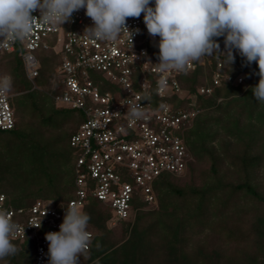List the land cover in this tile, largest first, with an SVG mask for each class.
I'll use <instances>...</instances> for the list:
<instances>
[{
    "label": "trees",
    "instance_id": "16d2710c",
    "mask_svg": "<svg viewBox=\"0 0 264 264\" xmlns=\"http://www.w3.org/2000/svg\"><path fill=\"white\" fill-rule=\"evenodd\" d=\"M218 42L223 50V37ZM35 54V87L25 75L17 50L0 56V76L11 80L7 91L28 95L27 113L13 107L14 126L0 130V173L12 156L32 151L34 160L44 161L48 172L57 168L61 188L35 197L3 191L0 183L6 202L11 204L10 198H15L14 206H28L37 199L66 202L75 196L76 157L62 147L67 142L74 148L70 136L84 115L80 109L58 105L54 99L60 83L56 68L61 53L39 48ZM234 55L231 65L223 57L204 56L192 69L179 74L184 94H172L167 100L173 110L196 111L177 131L190 158L183 173L165 172L152 181L155 203L147 204L141 195L132 194L130 216L118 220L117 238L107 226L111 209L87 192L82 210L90 215L87 230L91 244L82 252L86 253L83 264H248L246 256L252 257L249 264H264V103L256 101L252 92L259 82V68L256 62L248 65L235 50ZM219 61L222 66L217 68ZM216 71L220 73L218 84L212 82ZM12 143L19 150L14 154ZM205 158L209 163L201 183L176 184V179L193 173L195 162ZM69 167L73 174L71 190L64 182ZM176 196L184 201L177 203L173 200ZM11 241L19 251L4 260L32 264V241Z\"/></svg>",
    "mask_w": 264,
    "mask_h": 264
},
{
    "label": "built area",
    "instance_id": "2783aa9c",
    "mask_svg": "<svg viewBox=\"0 0 264 264\" xmlns=\"http://www.w3.org/2000/svg\"><path fill=\"white\" fill-rule=\"evenodd\" d=\"M33 15L39 16V12ZM92 23L81 9L73 13L70 22L44 25L37 21L28 38L0 44V56L17 50L32 87L38 74L35 51L41 48L61 53L56 73L63 87L54 99L58 105L80 109L84 115L69 140L79 149L73 198L56 203L37 199L28 206H13L0 192V210H5L17 226L10 239L32 241V264H47L45 234L59 231L70 206L82 210L88 191L111 209L113 222L124 220L130 216L133 193L141 195L147 204L155 203L152 181L165 172L183 173L190 158L177 131L196 111L173 110L167 100L172 94L183 96L178 82L182 72L158 67L159 37L149 36L143 13L139 18H127L130 30L139 29L132 41L126 31L114 42L96 40L85 32ZM49 34L55 37L52 45L46 42ZM194 65L195 61L191 62L186 71ZM221 66L219 61L217 68ZM240 80L241 76L237 78ZM212 82H220L219 72H214ZM203 90L209 92L200 88ZM9 97L7 90H0V130L12 128L16 120ZM130 104H139L144 115L130 118Z\"/></svg>",
    "mask_w": 264,
    "mask_h": 264
},
{
    "label": "clouds",
    "instance_id": "9594fccd",
    "mask_svg": "<svg viewBox=\"0 0 264 264\" xmlns=\"http://www.w3.org/2000/svg\"><path fill=\"white\" fill-rule=\"evenodd\" d=\"M81 9L93 22L85 32L96 40L113 42L123 31L132 41L139 29L130 30L127 18L143 13L149 36L159 37L157 65L162 71L186 72L191 62L213 55L231 65L235 50L248 65L258 64L260 78L252 92L256 101L264 103V0H154V5L152 0H0V44L28 38L37 21L44 25L70 22ZM10 86V77L0 78V90ZM128 115L139 119L144 113L139 104H130ZM89 221L90 215L75 205L65 210L59 231L45 234L47 264H79L80 254L91 244ZM16 227L10 215L0 210V259L18 253L10 239Z\"/></svg>",
    "mask_w": 264,
    "mask_h": 264
},
{
    "label": "rangeland",
    "instance_id": "374dc122",
    "mask_svg": "<svg viewBox=\"0 0 264 264\" xmlns=\"http://www.w3.org/2000/svg\"><path fill=\"white\" fill-rule=\"evenodd\" d=\"M66 29V27H64ZM54 35L49 34L46 38V42L49 45H52L54 42ZM243 76V74H241ZM35 82L39 85L40 81L35 80ZM31 84V83H30ZM32 85V84H31ZM63 85L61 83L57 84L55 87V91L59 92L62 89ZM29 88V87H27ZM9 103L11 107L18 109L19 111L27 113L28 111V95H17L14 93H10L9 97ZM65 148L71 156L77 157L79 154L78 148H70L68 146V143L65 142L63 144L62 149ZM19 151L18 146L15 145V143L11 144V153L14 154V152ZM12 160H8L3 168V171L0 177H2L0 183L1 188L3 191H8L13 194H22V193H28L35 197H43L46 195H49L50 193H56L61 188V175L60 172L57 170L56 167L55 170L48 172L47 166H44V161L41 162V160H34L32 151H24L21 155H14L11 157ZM10 162V163H9ZM208 159L205 158L204 160H200L195 162L193 173L186 174L185 176H182L178 179H176V184L179 186H187L189 183H195L199 184L203 181V171L208 166ZM59 166V163H57V167ZM60 168V167H59ZM2 170V169H1ZM71 168H68V171H66V179L64 178V182H66V187L68 190H71L72 188V178L73 174L71 173ZM122 180H126L122 177ZM185 188V187H184ZM1 190V189H0ZM74 190V189H73ZM72 190V191H73ZM11 199V205L14 206L16 200L15 198ZM173 200H175L177 203H182L184 201L183 197H175ZM156 206V205H154ZM107 226L112 231V236L117 238L120 235V223L118 220L113 222L112 219L108 220ZM164 233L167 232L166 229H163ZM252 258V257H251ZM250 256H246V262H251ZM86 259V253H81L79 258V264H83ZM253 260H255V257L253 256ZM198 263V261H197ZM0 264H9L6 260L0 259Z\"/></svg>",
    "mask_w": 264,
    "mask_h": 264
}]
</instances>
